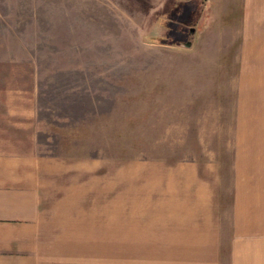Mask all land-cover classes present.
<instances>
[{"label":"rangeland","instance_id":"obj_1","mask_svg":"<svg viewBox=\"0 0 264 264\" xmlns=\"http://www.w3.org/2000/svg\"><path fill=\"white\" fill-rule=\"evenodd\" d=\"M253 9L0 0V88L31 98L40 155L213 161L215 136L230 131L239 42L260 18Z\"/></svg>","mask_w":264,"mask_h":264},{"label":"crops","instance_id":"obj_2","mask_svg":"<svg viewBox=\"0 0 264 264\" xmlns=\"http://www.w3.org/2000/svg\"><path fill=\"white\" fill-rule=\"evenodd\" d=\"M245 4L213 161L40 155L31 98L0 88V264H264V0Z\"/></svg>","mask_w":264,"mask_h":264},{"label":"water","instance_id":"obj_3","mask_svg":"<svg viewBox=\"0 0 264 264\" xmlns=\"http://www.w3.org/2000/svg\"><path fill=\"white\" fill-rule=\"evenodd\" d=\"M190 44H191V43H190V42H188V43H187V46H190Z\"/></svg>","mask_w":264,"mask_h":264},{"label":"flooded vegetation","instance_id":"obj_4","mask_svg":"<svg viewBox=\"0 0 264 264\" xmlns=\"http://www.w3.org/2000/svg\"><path fill=\"white\" fill-rule=\"evenodd\" d=\"M192 30V29H191Z\"/></svg>","mask_w":264,"mask_h":264}]
</instances>
